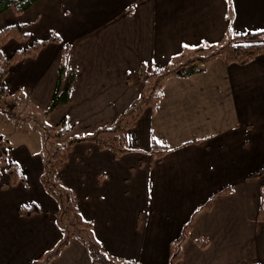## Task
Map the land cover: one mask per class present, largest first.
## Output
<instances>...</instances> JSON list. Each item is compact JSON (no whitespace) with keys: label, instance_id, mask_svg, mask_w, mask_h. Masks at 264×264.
Masks as SVG:
<instances>
[{"label":"crops","instance_id":"obj_1","mask_svg":"<svg viewBox=\"0 0 264 264\" xmlns=\"http://www.w3.org/2000/svg\"><path fill=\"white\" fill-rule=\"evenodd\" d=\"M19 14L16 24L29 36L10 38L5 56L10 42L25 50L52 33L71 47L62 82L64 88L74 74L68 102L46 117L52 126L65 119V139L113 124L135 103L145 82L141 66L146 75L182 65L221 40L264 31V0H38ZM60 57L61 44L48 41L11 65L4 86L22 96L17 118L24 106H50ZM126 138L132 150L118 156L91 139L77 141L58 170L112 260L167 264L171 241L211 198L193 217L181 264H264V174L250 177L264 167V53L244 64L217 57L199 72L168 77L157 108L146 107ZM154 143L169 151L154 156ZM23 161L28 166L13 157L3 165L16 162L24 180L0 188V264H30L64 235L56 223L62 204L40 179L45 157L26 154ZM8 182L7 172L0 184ZM227 185L231 192L215 195ZM32 205L40 212L20 214ZM48 264L92 261L72 237Z\"/></svg>","mask_w":264,"mask_h":264},{"label":"trees","instance_id":"obj_2","mask_svg":"<svg viewBox=\"0 0 264 264\" xmlns=\"http://www.w3.org/2000/svg\"><path fill=\"white\" fill-rule=\"evenodd\" d=\"M36 1L38 0H0V14L7 10H13L15 13H22L30 8ZM28 36V33L23 29V24H14L0 30V108H3L10 117H17V111L21 105L22 96L19 94H11L4 86V80L10 72L11 65L25 57L36 56L39 50L48 41H55L61 44V57L56 90L50 106L43 111L44 116L47 117L57 106L68 102L69 88L74 79V74L64 88L62 87V82L68 64L71 47L69 44L64 43L59 35L52 33L48 39L32 42L25 50H15L9 57L4 55L1 47L10 38L26 40ZM262 53H264V31H255L234 35L227 40H221L217 44L215 50L210 54L194 56L182 65L167 66L161 69L154 68L146 75L144 67L141 66L140 75L145 76V82L140 97L135 103L126 109L113 124L101 127L90 135L72 137L69 139H65V136L70 132V129L66 128L64 118L54 126H47L45 129L50 138H54L55 140L60 138L63 139V141L57 143L54 140L51 144L50 149L45 156L44 168L40 179L46 191L57 198L61 202L64 211L71 216V226L74 231H72V233L67 231L65 223L61 220L60 214H58L56 216V223L64 232L62 240L56 246L35 258L30 264H48L61 252L72 237L80 240L86 245L91 256L92 264H142L136 261H114L101 249L90 231L92 223L82 216L76 205L74 192L70 188L64 187L61 184L58 174L59 167L66 160L67 154L72 145L77 141L91 139L97 142L100 147L110 148L117 156L132 150L131 147L127 145V129L137 121L138 117L146 107L149 106L153 110L157 108L159 101L162 98V85L168 77L183 76L199 72L206 63L217 57H221L226 63L237 62L244 64ZM0 149V166H2L8 162L9 150L6 144L2 142L1 137ZM152 149L153 155L158 158H161L169 151L167 146L157 143L153 144ZM7 172L9 175V182L7 184H0V188L24 180V176L16 162L9 163ZM261 174H264V167L259 172L251 174L250 177H257ZM232 190L233 186L227 185L219 189L215 195L227 194ZM261 191L262 202L258 214V220L264 222V186L261 187ZM210 203L211 198L197 207L190 218L183 224L179 237L171 241L167 264H181L183 254L182 245L189 235L193 217L198 211L210 207ZM36 212H40L39 207L36 205H32L28 208L22 206L20 208V214L22 215H29ZM78 232L84 234L80 235ZM198 243L201 247H205L207 246L208 241L207 239H203L199 240Z\"/></svg>","mask_w":264,"mask_h":264},{"label":"rangeland","instance_id":"obj_3","mask_svg":"<svg viewBox=\"0 0 264 264\" xmlns=\"http://www.w3.org/2000/svg\"><path fill=\"white\" fill-rule=\"evenodd\" d=\"M20 17L21 14L15 13L13 10L6 11L3 13V25H1L0 29L16 24ZM26 17H29V15ZM23 45V43L18 41L10 42L6 46L7 54H12L17 47ZM47 126L50 125L43 111L33 112L24 106V114L22 116L19 114L18 118H14L10 117L3 108H0V137L10 150L8 158H18L22 161V164L28 166L29 163L23 161L26 154L45 157L55 140L48 136V132L45 129ZM62 141L63 139L60 138L55 140L57 143ZM4 174H7V170L2 165L0 166V179L3 178ZM57 201L59 200L57 199ZM62 209L60 210V218L65 223L67 231L72 233L74 229L71 226V216L64 209L62 211ZM81 232H78V234L83 235L84 233Z\"/></svg>","mask_w":264,"mask_h":264},{"label":"snow or ice","instance_id":"obj_4","mask_svg":"<svg viewBox=\"0 0 264 264\" xmlns=\"http://www.w3.org/2000/svg\"><path fill=\"white\" fill-rule=\"evenodd\" d=\"M189 45H185V47H188Z\"/></svg>","mask_w":264,"mask_h":264}]
</instances>
